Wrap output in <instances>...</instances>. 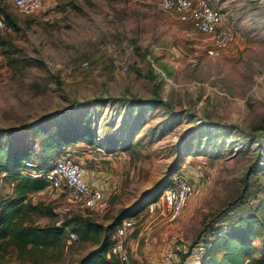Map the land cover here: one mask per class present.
<instances>
[{"label": "rangeland", "instance_id": "obj_1", "mask_svg": "<svg viewBox=\"0 0 264 264\" xmlns=\"http://www.w3.org/2000/svg\"><path fill=\"white\" fill-rule=\"evenodd\" d=\"M63 1L27 14L0 0V13L16 16L0 33V145L29 148L41 162L50 139V159L81 160L104 201L80 206L49 184L30 195L37 206L24 223L83 214L108 230L122 208L144 199L128 236L131 264H159L174 240L181 247L170 264H197L198 242L264 196V0H210L237 34L217 55L153 0ZM181 171L195 193L170 221L163 195L154 211L146 201ZM15 183L0 177V207ZM96 246L66 234L58 247L22 254L2 241L0 261L78 264Z\"/></svg>", "mask_w": 264, "mask_h": 264}, {"label": "trees", "instance_id": "obj_2", "mask_svg": "<svg viewBox=\"0 0 264 264\" xmlns=\"http://www.w3.org/2000/svg\"><path fill=\"white\" fill-rule=\"evenodd\" d=\"M6 17L9 25L16 24L15 15L8 12ZM87 132L88 130L84 134ZM44 145L46 151L41 157V162H37L40 169L48 168L55 159V157L50 159L51 155L47 154L53 142L47 139ZM30 151L29 148L18 150L0 145V173L6 171L5 176L12 175L16 179L13 193L4 198L0 207V243L6 241L8 244H13L22 254L28 251H41L60 246L66 234L69 236L66 229L69 227L78 237L92 239L97 244L78 264H127L111 252L112 234L125 216L136 214L143 208L144 199L122 208L108 230L101 222L83 214H75L64 220L62 224H25L24 215L37 206L30 201V195L49 185V181L43 176L23 171L26 160L30 158ZM168 182L169 179L165 184L163 181L155 184L146 202L157 200ZM232 223L212 228L208 232L206 241L209 243L207 242L201 254L199 264H264V196L253 212L241 216ZM257 237L262 240L261 246L255 242ZM0 264L23 263L0 261Z\"/></svg>", "mask_w": 264, "mask_h": 264}, {"label": "built area", "instance_id": "obj_3", "mask_svg": "<svg viewBox=\"0 0 264 264\" xmlns=\"http://www.w3.org/2000/svg\"><path fill=\"white\" fill-rule=\"evenodd\" d=\"M63 0H12L13 4L22 12L33 14L37 11L53 9V7ZM160 7L175 12L178 17L189 24L193 30L202 34L201 45L208 54L217 55L228 48L236 40V31L225 23V14L221 6L212 3L210 0H153ZM6 17L0 13V33L7 26ZM133 47V44L131 45ZM89 58L82 61V65L87 66ZM123 69L128 68V64L119 60ZM24 172L32 175H41L68 194L71 200L80 206L97 207L104 201V190L93 184L88 178L87 169L81 160L71 155L60 154L55 157L50 166L40 169L33 159L26 160ZM7 172L2 171L0 177ZM195 183L185 174L184 171L174 172L169 182L163 189L164 203L167 209L168 219L174 221L182 213L184 207L195 193ZM149 202L151 211L155 209V202ZM136 214L125 216L115 227L112 237L111 252L116 254L127 264L130 262V249L128 236L134 228ZM69 237H78L73 230H68ZM206 236L201 239L197 246V263L201 262V254L207 246ZM171 242L166 252L158 259L159 264H170L176 254V249L180 248L179 243ZM209 243V242H208ZM110 252V253H111ZM154 260L147 259L140 264H153Z\"/></svg>", "mask_w": 264, "mask_h": 264}, {"label": "crops", "instance_id": "obj_4", "mask_svg": "<svg viewBox=\"0 0 264 264\" xmlns=\"http://www.w3.org/2000/svg\"><path fill=\"white\" fill-rule=\"evenodd\" d=\"M66 1H69V0H64L63 2H66ZM88 178L90 179V181L92 182L93 180L91 179L90 175L88 174ZM96 183V182H95ZM190 255V254H189ZM180 264H186V260L185 261H182L180 262ZM198 264V263H197Z\"/></svg>", "mask_w": 264, "mask_h": 264}]
</instances>
